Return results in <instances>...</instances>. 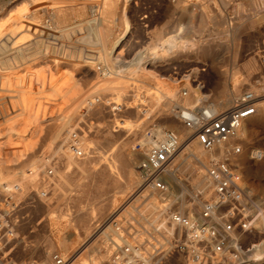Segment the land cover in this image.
Wrapping results in <instances>:
<instances>
[{"label":"rangeland","instance_id":"rangeland-1","mask_svg":"<svg viewBox=\"0 0 264 264\" xmlns=\"http://www.w3.org/2000/svg\"><path fill=\"white\" fill-rule=\"evenodd\" d=\"M21 1L0 0V36L21 17L26 21L16 23L14 33L31 22L26 17L30 9L15 20V13L28 6L20 8ZM64 1L68 5L62 12L53 9L58 26L99 24L102 28L99 44H84L85 29L70 31L68 43L48 40V48H35L30 43L32 35L27 36V47L18 50L2 47L5 44L0 38V186L5 182L8 187L18 186L20 191L32 189L46 173L45 166L50 161L46 159L50 157L55 162L53 191L42 198L47 205L37 202L19 230L14 250L0 264H28L33 260L40 264L46 256L52 261L53 253L65 256L64 249L48 245L53 230L60 233L49 227V215L67 214L62 229L70 250L80 248L94 227L115 210L123 222L130 220L127 212L124 215V208L141 192L132 196L138 188L133 181L135 172H140L136 162L141 158L135 153V144L155 127H164L165 131H171L174 126L184 127L175 114L166 110L165 102L169 98L201 105L225 99L228 91L240 95L255 88L264 98V0ZM92 6L96 7L95 12ZM51 10L49 7L48 11ZM32 16L44 21L46 13L37 9ZM22 35L19 33L17 39H22ZM103 71L109 76H104ZM231 72L238 73L237 86L229 77ZM182 91H187V95L183 96ZM260 100L261 110L256 114L261 120L264 99ZM113 101L124 104V108L113 110ZM255 121H247V133H240L238 142L243 152L234 156L233 161L247 189L250 184L258 186L259 192L249 189L248 192L253 201L260 200L258 205L263 208L264 123L256 127ZM77 130L78 135L72 137ZM174 132L180 136L183 131ZM72 145L82 150V156L73 152ZM253 149L259 155H252ZM236 159L249 162L250 172H244ZM181 165L175 169L178 171ZM31 169L38 177L28 172ZM177 175L186 187L183 207L190 206V196L202 202L200 190L192 188L187 175ZM128 182L132 187L120 193ZM39 186L44 188L42 184ZM172 186L175 193H180L174 182ZM141 207L142 204L138 208ZM131 210L132 205L127 210L129 214ZM169 210L177 212L180 207L173 203ZM77 213L88 223L96 218L87 236L72 234L80 230L75 221ZM256 226L260 229L258 221ZM261 231L237 236L246 245L258 243L257 255L264 258V230ZM173 233L175 238L179 237L178 230ZM98 235L89 242L94 241V247H100V254L104 253L105 257L110 240L104 234ZM161 261L162 264H187L183 255L176 252Z\"/></svg>","mask_w":264,"mask_h":264},{"label":"built area","instance_id":"built-area-1","mask_svg":"<svg viewBox=\"0 0 264 264\" xmlns=\"http://www.w3.org/2000/svg\"><path fill=\"white\" fill-rule=\"evenodd\" d=\"M51 12L47 11L45 23L51 22ZM112 103L113 110L124 108V104ZM257 104L258 97L251 91H244L232 105L218 112L210 113L206 108L198 107L192 110L191 116H183V123L192 130L190 136L193 135L204 148L226 146L224 156L212 161L207 169L215 197L204 201L200 214L175 211L171 215L175 225L173 230L180 232L178 238L172 230L168 240L164 237L159 240L151 234L146 241L129 242L134 236V224L130 220L114 221L113 226L119 234L117 240L109 239L108 257L100 264H162V258L170 257L174 252L182 254L188 264H215L225 258L228 264H263V259L255 254V244L246 245L236 236L252 230L262 231L255 224L256 214L250 207L252 197L233 161V155L243 152V146L237 140L239 129L246 118L256 113ZM72 135L77 136L78 130ZM181 145L176 133L164 132L163 140L150 149L138 166L147 184L162 192L168 191L171 182L166 174ZM72 150L82 156L78 146L72 145ZM50 163L45 167L47 173L40 176L25 197L16 196L18 186L8 187L5 182L0 186V260L7 261L14 250L19 230L30 218L38 196L48 197L53 191L54 182L50 179L54 177V169L50 167L55 165L54 159ZM52 260L53 264L67 262L59 253H54ZM31 264L39 263L34 260Z\"/></svg>","mask_w":264,"mask_h":264},{"label":"bare ground","instance_id":"bare-ground-1","mask_svg":"<svg viewBox=\"0 0 264 264\" xmlns=\"http://www.w3.org/2000/svg\"><path fill=\"white\" fill-rule=\"evenodd\" d=\"M6 1H8V3L11 2V0H6ZM108 1H113V0H108ZM65 2L66 1H64V0H40V1H37V0H23V1H21V3L19 4L20 8H22L23 5H28V6H27V8L20 9V11H17L15 13V15H17L15 20L22 13H24L27 10L30 9L29 12L27 13L28 16H26V17H28L30 19V20H27V21H31V22H27L26 25H22L21 28H20L21 30H19V31L15 30V33H14V31L12 29H14L15 24L16 23H21L22 24V22L26 21L25 18L23 19L21 17L15 24L12 25V27L8 31H6L3 35L0 36V38L2 40V43L5 44V46L3 45L2 47H4V48L6 47L7 49L16 48V50H18L19 48L24 49V46L27 47V45L25 43L27 41L29 42V39H27V36L28 35H32L30 43L34 44L35 48H48V47H50L49 44H48V40H50V41H54V39H56L58 41L59 40H63V41H66L68 43V38H69V36L71 34L70 31H74L75 32L77 29H79V30H84L85 29V31H86V33H85L86 39L84 40V44H86L88 46L89 45H93V44L97 45V43L99 44L101 42V37H102V28H101V25H99V24L97 25V24H92L90 22L89 23L88 22H83V23L76 24V25L71 26V27H67L66 26V27L60 28L58 26V24L56 23L55 11L53 9L56 8L59 11L62 12L64 10V7L68 5V4H65ZM70 2L72 3L73 1H70ZM71 5H74V4H71ZM107 5H108V7L110 9V7H111L110 3H107ZM49 7L52 8V12L50 13V18H51V22L50 23H45L44 21H40V20L37 21L32 16V14L37 9H43L45 11V13H47ZM59 11H58V13H59ZM92 11H96V7L92 6ZM5 20H7V19L5 18ZM6 25H7V27H9L11 25L10 24V20H8L6 22ZM11 31H13V32H11ZM19 33L20 34L24 33V35L21 36L22 39L18 40L17 37L19 36ZM59 37H61L63 39H61V38L59 39ZM51 45H52V43H51ZM94 49L96 50V48H94ZM94 49H92V50H94ZM54 51H56V50H54ZM247 64H249V63H247ZM229 74H230L229 77L231 78V80H233V85L237 86L239 81H240V80L238 81L236 79V75L238 73L237 72H231ZM103 75L104 76H109V73L103 71ZM237 92H238V90H237ZM251 92H253V94L258 97V104H257L256 113L258 111L260 112V110H261L260 109V104L262 103L260 99H264V98H262V96H259L258 90L256 88L253 89ZM181 94L183 96H185V95H187V92L184 94L183 91H182ZM225 94H226V98L225 99L221 100V99L218 98L215 101H212V102H210L208 104H201V105H191L190 102H185L184 103V102H181L182 101L181 99L180 100H175L172 97L169 98L168 100L166 99L167 100L165 102L166 103L165 108L167 107L166 110L168 112H172L173 114H175L176 118L184 126L183 128H179V127H175L174 126L172 128V130H171L173 132L174 131H179V132L183 131L180 136L176 133L178 135V137L180 138V141H182V145H181L180 149L178 150V152L175 154L174 159H173V161H172V163H171V165L169 167V170L167 171V174H166L168 180L171 182V186H170V188L168 189L167 192H162V191H160L158 189H155L153 187V185L147 184V182L145 181L144 177L142 176V174L140 172H138V173L135 172V174H136L135 177L136 178H135V180L133 182H134V185L135 184L138 185V188L134 192H132V196L133 195L135 196L137 193H139V191H141V192L128 205V207L124 208L125 209L124 210L125 211L124 215L127 212V214L129 215L130 221L135 226V229L133 231L134 236L132 238H130V240H128L129 242H134V241L143 242V241H146L147 239L150 238L151 234H153L154 238L156 237L159 240L161 239L160 237H162V238L164 237V238H166L168 240V237L170 236V234H171V232H172V230L174 229V226H175L174 223H172V221H171V215L175 212V211H170L169 210L171 204L177 203L179 205V207H180V210H178L177 212H179L181 214L190 215L191 214V209L197 210V213L200 214V212L202 210V207L204 205L203 201L207 200V198L209 199V198H214L215 197L214 193H213V181L210 178V176L208 175L207 169L209 167V164H210L209 162L210 161H215V160H217L219 158H222L224 156V152H225L226 146H222L221 145V146L214 147L212 149L204 148L196 139L193 138V135L190 136L191 133H192V130L190 128H188L183 123V116H191L192 110H195L198 107L206 108L208 110V112H210V113L218 112V111H220V109L222 110L223 108H227L229 105H232L241 96V94L238 95V93H236L235 91H228V93H225ZM262 101H264V100H262ZM196 104H199V103H196ZM256 113L251 115V116H249L248 118H246L243 121V123H242V125H241V127L239 129L238 138L240 137V133H242V134H246L247 133V124H246L247 121H251V120H255L256 119V121L254 123V125L256 124V127H259L260 124L264 123V117L260 120V116L258 118ZM164 132H165L164 127H161V126L155 127V129H153L152 131L146 133V135L142 139H139L137 144H135V146H136L135 147L136 148L135 149V153H136V155L138 154V155L141 156L139 161L136 162V164H138V166L146 159L150 149L153 146H155L157 143H159L160 141L163 140ZM188 136H190V137L187 138ZM72 137H74V136L72 135ZM238 138H237V140H238ZM135 140H137V139H135ZM129 151H131V150H129ZM255 153H257V155H259L257 149H253L251 154L255 155ZM125 156H127V154ZM234 156H236V155H233V160H235ZM118 157H120L119 158V161H120L122 159V155H120ZM127 158H125V159H127ZM51 159L52 158L48 157L46 159V161H48V160L51 161ZM125 159H123V160H125ZM39 161H42V160L39 159ZM50 161H49V164L51 165ZM238 162H239L238 165H241V168H242V170L244 172H246V173L250 172V164H249V162L244 161V159L243 160L240 159ZM253 163H255V161H253ZM122 164L124 166H126L123 161H122ZM126 164H128V163H126ZM131 164H130V167H131ZM179 164H182V165L180 166V168L177 171L175 169V167L177 168V166ZM47 166H49V165H46L45 167H47ZM251 166H253V165H251ZM121 167H123V166H121ZM33 168L36 169V167H33ZM50 168L54 169V166L50 167ZM115 168L113 169L114 172L117 169V168L116 169ZM32 169L30 171H28V172L30 174H32L33 176H35V174H36L37 177H38V174L34 173L32 171ZM119 170H120V168H119ZM109 171H110V169H109ZM175 171H177V172H175ZM131 172H133V171H131ZM177 173H184L185 175H187V177L189 179V182H190V185L192 186V188L200 190V192L202 194V197L204 198V200L202 202H196L195 200L191 199V196H190V199L188 201L190 206L189 207H185V208L183 207L184 204H185L184 193L186 191L185 190L186 187H185V184L182 182V179L178 178ZM127 175H129V172H128ZM109 177H111V176H109ZM21 178H23V177L21 176ZM114 179L118 180L116 178H114ZM50 181H54V177L51 178ZM112 182H113L112 184H116L117 183V182L114 183L115 181H112ZM173 182L175 183L176 186H178V189H179L180 193H175L174 192V189H173V186H172ZM253 182H255V181H253ZM131 187H132V183L128 182L127 183V187H123V186L121 187L120 193L121 192L122 193L126 192V189L128 190ZM109 188H111V187H109ZM115 188H116V186H115ZM246 189H247V187H246ZM248 189L250 191H252V192L253 191L259 192V188L255 184L248 185ZM248 189H247V193L249 194V192H248L249 190ZM30 192H31V189H27L26 191H20V189H19L17 194H16V196L17 197H25ZM261 194L259 193V195H261ZM130 195L131 194H129V196ZM249 196H251V195L249 194ZM261 198L264 199V197H261ZM37 199H38L37 202L42 201L43 203H45V205H47L45 200H43L41 196H38ZM139 201H141V202H139ZM138 202L140 204H137ZM259 203H260V200L253 201V199L251 198L250 207H252V212L254 214H255L256 211H258V214H256V222L258 221V224H260V229L264 230V206H263V208H261L260 205H258ZM141 204H142V207L138 208ZM131 205H132V210L130 212H132V214H129L127 210L129 209V207ZM254 205H256L255 206L257 208L256 211H254V208H253ZM105 209H106V207H105ZM119 209L121 210L122 208H118V210ZM182 210H184V211H182ZM97 211H99V210H97ZM134 211H136V213H134ZM116 212H117V210H115L112 213V216H110L111 215L110 214L107 218H105V220L102 219V220H104L103 222L101 221L102 223L101 222L98 223L99 222L98 221L97 222L98 224L94 227L95 229L92 228L93 230H92L91 234L87 237V239H85L83 241L82 246H80V248H72L71 250H70V247L68 248L69 240H67V238H65V235H64L65 231L62 229V221H64L65 216H67V214H65L64 212L63 213L61 212L58 215H49L48 216L49 227H51V229L55 228L60 233H58V232L53 230L52 234H50V238L48 237L49 238L47 240L48 241V245L50 247H52V248L54 247V248H57V249H62V250L64 249L65 250V253H64L65 256H63V255L62 256L67 260L66 264H100L101 262H103V261H105L107 259V257H108V249L105 251L107 257L105 255L106 259L103 260L105 257L103 256L104 253L102 255L100 254V247H96V245L94 247V241L93 242H89V241H92L93 239H95L96 235H98V234L99 235H103L104 234L106 239L108 238L110 240H112V239L117 240V236H118L119 232L116 231V229L114 228L113 225H114V221L122 222V220L119 217V215L117 216ZM90 216H91L92 219L94 218V215H90ZM91 218H89V219H91ZM110 219H111V221H110V224L108 225V221ZM124 219H126V216L124 217ZM97 220H98V218H97ZM75 221L78 222V225L80 226V228H79L80 230H78L77 232L76 231L72 232V234L78 233V235L83 237V236H87L88 235V233L91 230L90 225L92 223H95L96 218L93 221H91V223H88L89 221L85 217H83L82 215L78 214L75 217ZM256 222H255V224H256ZM105 225H108L107 228L105 230H102V232H101V229L103 227H105ZM63 226H65V225H63ZM155 232H156V234H154ZM237 238H239V236H237ZM90 248H91V251H88L87 249H90ZM82 249H83V251H82ZM257 250H258V243H255V254L259 258L261 257L263 259V261H264V258L262 256L257 255ZM66 252H67V254H66ZM53 254L51 255V260H52ZM61 254H63V252ZM43 257H44V255H43ZM31 262L32 261H30L28 264H31ZM223 263H228L227 258H225V259H223V260H221V261H219L218 263H215V264H223ZM40 264H53V260L50 261L48 256H46V258H44L40 262ZM263 264H264V262H263Z\"/></svg>","mask_w":264,"mask_h":264},{"label":"crops","instance_id":"crops-1","mask_svg":"<svg viewBox=\"0 0 264 264\" xmlns=\"http://www.w3.org/2000/svg\"><path fill=\"white\" fill-rule=\"evenodd\" d=\"M6 1V0H5Z\"/></svg>","mask_w":264,"mask_h":264}]
</instances>
